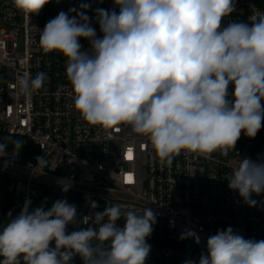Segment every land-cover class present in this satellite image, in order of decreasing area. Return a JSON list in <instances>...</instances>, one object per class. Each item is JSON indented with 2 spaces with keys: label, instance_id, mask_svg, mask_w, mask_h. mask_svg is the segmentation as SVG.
Instances as JSON below:
<instances>
[{
  "label": "clouds",
  "instance_id": "clouds-1",
  "mask_svg": "<svg viewBox=\"0 0 264 264\" xmlns=\"http://www.w3.org/2000/svg\"><path fill=\"white\" fill-rule=\"evenodd\" d=\"M49 2L12 0L29 22ZM90 8L81 3L61 11L39 37L44 53L64 56L73 107L85 122L104 130L130 126L147 139L162 167L181 154L227 157L242 133L254 139L264 126V13L225 24L236 0H113L111 9H94V17ZM46 80L45 72L20 77L17 94L31 97ZM12 144L16 156L24 144ZM8 149L0 142V158ZM10 162L4 160V167ZM30 167L42 175L49 162L38 156ZM224 179L255 207L253 196H264V156L242 157ZM57 183L62 192L72 187L71 178ZM86 201L92 214L81 217L66 199L32 208L26 198L0 228V264H72L77 256L82 264H146L157 223L152 208L116 204L96 211L98 203L90 196ZM69 225L75 230L69 232ZM180 239L200 243L191 230ZM184 264H264V239H246L231 226L218 229L198 262Z\"/></svg>",
  "mask_w": 264,
  "mask_h": 264
},
{
  "label": "built area",
  "instance_id": "built-area-1",
  "mask_svg": "<svg viewBox=\"0 0 264 264\" xmlns=\"http://www.w3.org/2000/svg\"><path fill=\"white\" fill-rule=\"evenodd\" d=\"M81 3L91 4L90 17L97 7H113V0H50L29 22L12 0H0V142L9 145V155L0 158V228L10 211L13 216L20 212L26 198L32 208H50L57 199H66L83 217L92 214L86 201L90 196L99 205L96 211L116 204L152 208L157 223L148 238L152 247L146 264L198 262L207 237L229 226L246 239H264V196H253L257 205L249 207L224 179L242 157L264 156V126L254 139L242 133L227 157L217 153L206 160L181 154L170 167H162L147 139L130 126L104 130L85 122L74 109L65 58L44 53L39 37L50 19ZM257 11L264 13V0H236V11L224 23L248 21ZM93 26L100 34L99 26ZM81 43L88 47L86 40ZM38 72L47 74L44 88L31 97L18 95L17 80ZM13 141L24 144L16 156L11 155ZM38 156L49 162L42 175L30 167ZM4 160L11 161L7 168ZM61 178H71L69 191H61ZM117 223L122 226L124 220ZM73 230L69 225L68 231ZM185 230L196 232L200 243L180 239ZM72 264L82 261L77 256Z\"/></svg>",
  "mask_w": 264,
  "mask_h": 264
}]
</instances>
